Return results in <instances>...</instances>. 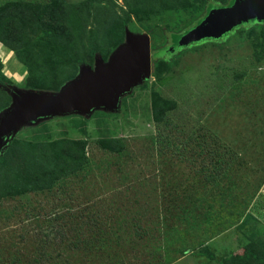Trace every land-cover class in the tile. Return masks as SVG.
<instances>
[{
  "label": "rangeland",
  "instance_id": "rangeland-1",
  "mask_svg": "<svg viewBox=\"0 0 264 264\" xmlns=\"http://www.w3.org/2000/svg\"><path fill=\"white\" fill-rule=\"evenodd\" d=\"M13 1L52 2L0 6ZM66 1L89 3L66 7L68 35L45 27L18 48L0 27V119L3 86L59 92L76 58L109 62L127 31L157 46L152 73L117 111L18 130L0 163V264H264V21L176 49L234 0ZM67 143L86 163L54 184L61 162L39 149Z\"/></svg>",
  "mask_w": 264,
  "mask_h": 264
},
{
  "label": "water",
  "instance_id": "water-1",
  "mask_svg": "<svg viewBox=\"0 0 264 264\" xmlns=\"http://www.w3.org/2000/svg\"><path fill=\"white\" fill-rule=\"evenodd\" d=\"M250 20L264 21V0H236L230 8L213 9L204 23L185 36V45L223 39ZM126 40L127 44L109 62L97 58L94 67L83 65L80 75L59 92L3 86L13 103L0 119V154L24 125H36L58 116H90L100 109L117 111L121 98L152 73L150 37L127 31Z\"/></svg>",
  "mask_w": 264,
  "mask_h": 264
},
{
  "label": "trees",
  "instance_id": "trees-1",
  "mask_svg": "<svg viewBox=\"0 0 264 264\" xmlns=\"http://www.w3.org/2000/svg\"><path fill=\"white\" fill-rule=\"evenodd\" d=\"M66 0H52L49 4H32L21 1H13L6 3L3 6H0V27H4V41L5 43L11 44L13 47H26L28 42L31 39H34L35 35L38 34L43 28L49 27L53 30L55 35L63 34L68 35V25H66L65 21V13L66 7H70L71 10L82 8L89 3L81 2L79 4H68ZM236 0L233 1L232 6L235 4ZM216 6L214 4L209 5V9L213 10ZM23 16L24 21H23ZM253 21L250 20L243 25H250ZM238 28V27H237ZM236 28V29H237ZM235 29V30H236ZM235 30L226 35L223 39L232 35ZM29 34V35H28ZM28 35V36H27ZM26 37V38H25ZM177 47L176 49L185 45L184 39L185 36L177 37ZM222 40V39H219ZM157 46L152 45V50H157ZM76 64L85 65L86 60L85 57L81 56L76 58ZM69 78L68 80H71ZM0 85H4L2 80L0 79ZM38 88L37 86H34ZM78 114H73L76 116ZM13 140V139H12ZM12 142V141H11ZM9 143L5 150L12 145ZM39 147V146H38ZM38 147H34L35 149H39ZM4 150V151H5ZM43 157L46 158H54L58 160L59 163L57 165L56 171H50L51 173V182L57 184L59 181L61 182L64 178L68 177L71 173H74L82 168V166L86 163L85 159V146L81 143H76V145L72 144H64L62 149L58 148V145H41L40 149ZM42 157V158H43ZM4 159L2 157V153L0 154V163H3ZM14 180L16 182H12L7 186L10 190L14 189L15 185L21 183L19 180H22L19 174H15ZM24 180V179H23ZM25 181V180H24ZM36 181L35 183H38ZM29 187L32 186L31 183L27 182Z\"/></svg>",
  "mask_w": 264,
  "mask_h": 264
}]
</instances>
